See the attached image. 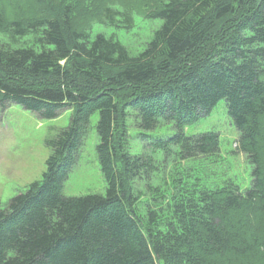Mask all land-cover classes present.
Listing matches in <instances>:
<instances>
[{
  "label": "trees",
  "instance_id": "1",
  "mask_svg": "<svg viewBox=\"0 0 264 264\" xmlns=\"http://www.w3.org/2000/svg\"><path fill=\"white\" fill-rule=\"evenodd\" d=\"M50 1L0 0V110L73 108L41 180L0 210V264H264V0H154L138 57ZM220 101L251 166L243 190L210 171L219 133L184 131ZM95 113L106 187L66 195Z\"/></svg>",
  "mask_w": 264,
  "mask_h": 264
},
{
  "label": "rangeland",
  "instance_id": "2",
  "mask_svg": "<svg viewBox=\"0 0 264 264\" xmlns=\"http://www.w3.org/2000/svg\"><path fill=\"white\" fill-rule=\"evenodd\" d=\"M107 2L111 5L109 15L104 12L103 0H51L50 4L51 8L60 14L67 6L72 12V26L78 28L83 25L92 35L103 34L112 37L123 44L132 56L138 57L146 49L154 31L161 23L160 19L149 17L156 7V1L141 0L138 11L134 8V5H138L136 0ZM111 16L117 24H111ZM216 31L217 36L214 39H219L223 30H220L221 33L219 29ZM214 39L211 36L204 45H210ZM53 81L52 78L48 80ZM113 92L115 96L122 97L125 91ZM72 112L73 108L65 107L54 118L42 119L36 113L12 103L0 110V210L8 208L13 196L24 192L33 182L41 180L46 168L45 161L50 154L45 141L68 124ZM98 118V113L92 116L91 130L78 163L68 172L64 181L63 191L66 195L102 193L106 187L96 154V147L100 143L96 127ZM211 130L217 131L220 136L217 159L221 162L213 165L215 169L210 171H215V176L233 177L240 188L245 189L251 182V166L243 154H235L238 131L230 122L223 101L208 115L184 129L186 134ZM156 132L162 133L164 130L159 129ZM130 147L136 150L140 145L130 143ZM211 172L206 169L204 175L208 174V179H211Z\"/></svg>",
  "mask_w": 264,
  "mask_h": 264
}]
</instances>
